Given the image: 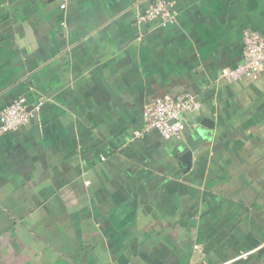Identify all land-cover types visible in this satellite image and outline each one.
<instances>
[{"label": "crops", "instance_id": "crops-1", "mask_svg": "<svg viewBox=\"0 0 264 264\" xmlns=\"http://www.w3.org/2000/svg\"><path fill=\"white\" fill-rule=\"evenodd\" d=\"M155 1L0 0V113L42 103L0 137V264H264V72L220 77L264 36V0H166L173 22L140 23ZM186 94L179 139L137 137Z\"/></svg>", "mask_w": 264, "mask_h": 264}, {"label": "built area", "instance_id": "built-area-1", "mask_svg": "<svg viewBox=\"0 0 264 264\" xmlns=\"http://www.w3.org/2000/svg\"><path fill=\"white\" fill-rule=\"evenodd\" d=\"M161 20L164 25L173 22L174 14L170 3L156 0L148 10L139 16L140 23ZM245 53L242 64L236 68H226L221 79L228 81L256 80L264 72V36L246 33ZM200 102L192 94L179 97L163 96L155 99L144 111V129L137 137L150 132H158L165 140L179 139L186 129L184 114L197 111ZM30 108L26 97L18 98L0 113V137L31 123L39 114L42 103ZM89 183L86 182V185Z\"/></svg>", "mask_w": 264, "mask_h": 264}, {"label": "water", "instance_id": "water-1", "mask_svg": "<svg viewBox=\"0 0 264 264\" xmlns=\"http://www.w3.org/2000/svg\"><path fill=\"white\" fill-rule=\"evenodd\" d=\"M29 109H31V108H29ZM206 124H209L208 123V121L207 122H205ZM190 153H188L186 156H185V158H183V162L184 163H187V164H190Z\"/></svg>", "mask_w": 264, "mask_h": 264}, {"label": "trees", "instance_id": "trees-1", "mask_svg": "<svg viewBox=\"0 0 264 264\" xmlns=\"http://www.w3.org/2000/svg\"><path fill=\"white\" fill-rule=\"evenodd\" d=\"M32 123V122H31Z\"/></svg>", "mask_w": 264, "mask_h": 264}]
</instances>
